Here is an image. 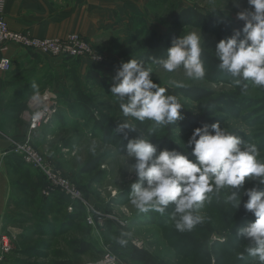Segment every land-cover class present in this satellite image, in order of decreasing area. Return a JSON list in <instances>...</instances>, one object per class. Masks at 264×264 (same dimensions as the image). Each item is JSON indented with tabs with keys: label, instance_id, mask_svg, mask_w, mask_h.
<instances>
[{
	"label": "rangeland",
	"instance_id": "1",
	"mask_svg": "<svg viewBox=\"0 0 264 264\" xmlns=\"http://www.w3.org/2000/svg\"><path fill=\"white\" fill-rule=\"evenodd\" d=\"M187 6L208 15L223 16L235 21H238V11L253 10L247 0H148L141 13L132 14L122 27L113 26V35L107 36L105 42L95 45L90 43L92 49L101 56L100 60L91 63L86 58L82 62L80 58H76L61 66L64 67L62 82L66 89H61L60 92L51 90L58 98L63 97L59 99L62 104L60 121L57 120L59 123L53 129L51 139L60 158L57 161L50 159L54 166L65 171L64 174L79 189L90 207L91 215L110 213L115 218L103 219L92 225L87 218V208L79 200L69 198L70 201L66 202L65 197L58 195V190L45 193L48 182L39 172L28 165L23 169L14 165L10 170L13 163H8V172H11L13 180L9 179L11 206L3 217L0 234H6L10 238V246L1 251L3 257L0 264H56L64 259L73 264H95L106 252L114 254L123 264H143L132 261L123 245L117 243L115 238L121 232L130 233V236L125 237L127 244L148 250L155 264H259L258 260L245 251L248 241L238 235L239 228L255 220V216L243 208L246 196L242 195L241 207L235 209L231 204L225 203L226 196L230 194L228 189H222L219 194H210L211 202L206 201L195 212L202 217V222L186 231L176 229L175 223L179 217L173 219V205L164 214L151 210L139 213L130 202V186L136 180L135 174L130 171L134 161L126 157V151L119 149L118 145L122 140L115 143L114 140L104 139L103 132L93 125L88 114L78 109L71 92L77 79L81 82V88L87 91L89 85L85 81V64H92L93 68L113 81L121 62L141 60L143 57L150 58L149 60L152 57L166 58L173 38L188 32H201L205 42L203 59L206 74L203 79H189L182 67L171 73L166 72L150 61L146 65L153 69L151 78L162 84L169 85L170 81H176L181 86L200 87L211 91L216 97L238 92L240 102L233 107L232 112L217 110L214 122H220L227 132L239 135L246 143L256 145L259 151L257 159L264 162V88L254 86L251 81H243L237 85L236 78L219 69L215 46L219 40L224 39L219 33L207 32L194 26L176 27L172 23L177 12ZM16 50L24 49L17 47ZM21 66L26 64H18L15 60L14 67L19 70ZM44 68L35 71L28 66L23 74L36 75L37 78ZM41 78L44 76L41 75ZM47 78L48 80L44 78L46 80L41 86L27 91L26 95L50 90L53 80L51 76ZM23 90L22 93H25ZM70 92L73 100L66 97L70 96ZM95 92L96 89L92 88L88 94L91 96ZM66 100H69L68 103ZM10 101H15V97L12 98L10 93L1 88L2 110H6V114L19 113L21 108H13ZM184 102L192 113H198L199 106L196 102L187 98ZM95 105V116L99 112L110 116L111 113L104 111L102 106ZM122 121L127 120L118 123ZM177 135L180 137L174 146H181L190 137L189 134L181 135L179 131ZM129 136V139L146 138L137 129L130 131ZM163 148L167 146L161 149ZM88 158L98 160L95 175L80 172L81 165ZM98 177L100 180L96 181L94 178ZM254 186L264 189V185H259L258 181L246 178L240 192ZM15 191H19L18 195ZM16 202H19L17 207ZM76 202L83 208L74 209ZM73 242H88L91 248L85 253H76L72 250ZM241 253L244 259L238 258Z\"/></svg>",
	"mask_w": 264,
	"mask_h": 264
},
{
	"label": "clouds",
	"instance_id": "2",
	"mask_svg": "<svg viewBox=\"0 0 264 264\" xmlns=\"http://www.w3.org/2000/svg\"><path fill=\"white\" fill-rule=\"evenodd\" d=\"M253 10L238 11L236 18L242 28H234L232 34L215 46V56L221 71L236 78L235 83L251 81L264 88V0H247ZM205 49L201 32H188L173 38L166 58L152 57V63L166 72L184 69L189 79H203L206 74L203 59ZM152 67L142 60L121 62L113 76L111 94L120 100L125 117L136 121H152L156 127H169L185 119L183 105L174 95L166 94L168 88L160 87L151 78ZM170 86H181L170 81ZM246 87V85H245ZM135 126L127 121L118 123L116 131L127 139ZM149 135H152L150 130ZM184 152L176 149H158L144 136L128 139L126 157L134 161L131 172L136 176L131 184L130 202L139 213L150 210L161 214L174 206L173 219L179 231L191 230L202 222L195 212L205 202H211L210 194L228 189L225 203L243 208L255 216L254 222L239 228L238 235L248 241L247 254L264 264V189L243 188L246 178L264 185V162L257 159L259 151L254 144L246 143L239 135L227 132L220 124L202 123L194 128ZM191 149V152H188ZM113 195H116L113 192ZM121 232L115 238L120 245L127 244ZM239 259H244L241 253Z\"/></svg>",
	"mask_w": 264,
	"mask_h": 264
},
{
	"label": "crops",
	"instance_id": "3",
	"mask_svg": "<svg viewBox=\"0 0 264 264\" xmlns=\"http://www.w3.org/2000/svg\"><path fill=\"white\" fill-rule=\"evenodd\" d=\"M146 1L148 0H6L3 16L13 30L48 38H62L70 33H77L95 45L105 42L107 36L113 35V26L122 27L132 14L141 13ZM16 49L17 46L11 44L8 50L0 52V55H7L12 60L10 70L0 71V90L3 88L4 92L7 91L12 98L15 97V101H10V106L22 107L27 95L29 94V97L31 95V93L26 95V92L41 86L46 79L48 80L47 76H51L53 80L50 90L60 92L64 89V82H62L64 67L61 66L69 60L49 55H34ZM15 60L18 64L24 63L26 66H21L19 70L16 69ZM80 60L82 62L83 58ZM28 66L33 67L35 71L45 68L43 72L38 73L36 78V75L23 74ZM41 75L46 79L41 78ZM37 82L38 85L35 84ZM22 89L25 93H22ZM69 95L66 97L73 100L71 92ZM17 112L6 114V110L3 111L0 106V232L3 217L8 209L7 201L10 193L8 163L11 158L12 143L28 138L48 158L54 161L60 158V153L51 140L52 131L59 123L57 121L59 116H55L50 124L29 131L25 120ZM62 150H69V148H62ZM61 171L65 173L63 169Z\"/></svg>",
	"mask_w": 264,
	"mask_h": 264
},
{
	"label": "trees",
	"instance_id": "4",
	"mask_svg": "<svg viewBox=\"0 0 264 264\" xmlns=\"http://www.w3.org/2000/svg\"><path fill=\"white\" fill-rule=\"evenodd\" d=\"M172 23L176 27L194 26L197 28H201L207 32H212L216 34L219 33L224 39H226L232 34V30L234 28H242L243 26V22L239 20L235 21L225 18L223 16L208 15L196 10L194 7L191 6L181 8L174 16ZM27 52L30 51L27 50ZM33 54L38 55L35 53ZM72 59H76V58L67 57L62 60L70 61ZM149 59L150 58H146V57L141 58V60L144 61L145 63L152 61V59L151 60ZM91 65L92 64L87 65V69L85 72V81L89 85L87 87V91L90 92L91 89L93 88L96 89V92L93 95L89 96L88 92L84 91L81 88V82L79 79H77L74 85L72 86L71 92L73 93L78 109H81L85 114H88L89 118H91L94 123L93 125L101 129V131L103 132L105 140L111 139L114 140L115 143H117L118 141L121 142L122 140V143H120L118 147L123 151H126L127 142L128 139L131 138V136L128 135V138L125 139L122 133L116 131V127L118 125L117 123L121 120H127L129 121V123L133 124L135 126V129L143 133L146 136V138L150 139L152 143L158 145L159 149H161L163 146H167L168 149L176 148V150L183 153L185 151L183 147L174 146V143L180 137V135H177L178 131L181 133V135L189 134L191 136L194 128L200 126L202 123H208V124L214 123V121L216 120V118L214 117V113L217 110L221 109L224 112H229V111L232 112L233 107L235 108L236 105L240 102V99L238 98L239 97L238 92L231 95H221L219 97H216L211 91L200 87L170 86L168 84H162L156 80H153L155 83L159 84L160 87L168 88V92L166 94L174 95L177 97L178 101L184 107L182 109V112L185 116L184 120L178 121L175 124L170 125L169 127H156L154 122L152 121L146 120L144 122H140L134 120L131 117H125L120 109V100L118 99V97L111 94L110 88L113 84V81H111L109 77L102 75L98 70L93 68ZM28 98L29 95L28 97H26V101L24 102V105L20 107L21 110L19 111V116L21 115L22 111L25 110L26 102ZM62 98H63L62 96L61 97L59 96V99ZM186 98L191 99L192 101L198 104L199 106L198 113H192L187 108L184 102V99ZM68 101L69 100H66V103H68ZM95 104L102 106L104 111L111 113L110 116L104 114L103 112H99V115L95 116V111L97 109ZM61 105L62 104L60 102V107ZM60 107L57 114L55 115L56 117L60 116V111H61ZM150 130L152 131L151 136L149 135ZM188 152L190 153L191 149H188ZM9 161H10L9 163H13V165L10 166L11 167L10 170H12V167H15L14 165H16V167H19L21 169L28 167L24 162L16 158L12 153H11V158H9ZM97 161H98L97 159L88 158L81 165L80 172H85L88 174L95 175ZM8 174H9V179L13 181L12 178L10 177L11 175L10 171L8 172ZM97 175L99 176L100 173H97ZM94 179L96 181L100 180L99 177ZM15 193L18 195L19 191H15ZM58 195H62L63 197H65L66 202L67 200L70 201L69 197H67L66 195H64L59 191H58ZM18 199L21 198L19 197ZM18 204L19 202L15 203L16 207L18 206ZM10 206H11V197L9 195L7 201V207L9 208ZM73 207L74 209H76V207L83 208L81 204L77 202L74 203ZM72 245H73L72 250L75 251L76 253H85L88 249L91 248L88 242H80V243L73 242ZM123 248L128 253L132 261H138L143 264H155V260L152 254L148 250L144 248H139L131 243L123 245ZM56 264H73V262L64 259L58 261Z\"/></svg>",
	"mask_w": 264,
	"mask_h": 264
},
{
	"label": "built area",
	"instance_id": "5",
	"mask_svg": "<svg viewBox=\"0 0 264 264\" xmlns=\"http://www.w3.org/2000/svg\"><path fill=\"white\" fill-rule=\"evenodd\" d=\"M6 0H0V52L8 50L11 44L16 45L25 51L38 55H49L55 58L64 59L67 57L86 58L91 63H96L101 56L92 49L91 44L80 34L70 33L62 38H48L31 35L28 32L11 29L4 16L3 8ZM12 67V60L7 55H0V71L6 72ZM60 107L59 98L55 92L47 90L31 95L26 108L22 111L21 117L25 120L29 131H34L42 126L48 125L57 114ZM10 152L19 160L41 173L48 182V188L44 190H58L70 198L79 200L87 208V218L92 225L100 220L114 219L110 213L93 216L90 214V207L82 198L79 189L71 182L59 168L53 165L52 160L39 151L26 138L22 141H14ZM71 210V206H69ZM10 246V238L6 234H0V260L3 253ZM95 264H123L119 262L114 254L106 252L102 259Z\"/></svg>",
	"mask_w": 264,
	"mask_h": 264
}]
</instances>
